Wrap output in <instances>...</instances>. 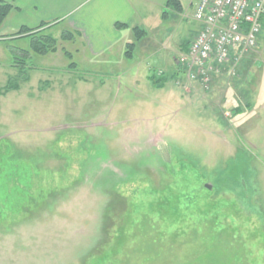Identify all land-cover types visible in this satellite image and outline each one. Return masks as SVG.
<instances>
[{"label":"rangeland","instance_id":"1","mask_svg":"<svg viewBox=\"0 0 264 264\" xmlns=\"http://www.w3.org/2000/svg\"><path fill=\"white\" fill-rule=\"evenodd\" d=\"M180 1L143 0L106 60L0 40V88L19 48L32 77L0 96V264H264V31L206 89Z\"/></svg>","mask_w":264,"mask_h":264},{"label":"crops","instance_id":"2","mask_svg":"<svg viewBox=\"0 0 264 264\" xmlns=\"http://www.w3.org/2000/svg\"><path fill=\"white\" fill-rule=\"evenodd\" d=\"M14 5L2 27L0 37L7 41L12 39L23 27L36 29L45 24L46 31L56 38H61L65 30L77 34L73 44L81 58L88 61L106 60L113 56L114 50L121 45L130 47L131 42L126 40L127 32L140 28V14L143 11L136 0H6ZM199 2V0H198ZM122 23L124 26L118 27ZM199 27L195 32L197 35ZM5 41V40H2ZM187 47L185 50H187ZM127 50L125 55L131 56ZM133 54V53H132ZM178 67L179 59L172 55ZM177 72L179 69H176ZM186 74L181 68L179 71ZM178 72V73H179ZM30 78L31 74H30Z\"/></svg>","mask_w":264,"mask_h":264},{"label":"built area","instance_id":"3","mask_svg":"<svg viewBox=\"0 0 264 264\" xmlns=\"http://www.w3.org/2000/svg\"><path fill=\"white\" fill-rule=\"evenodd\" d=\"M195 19L200 28L179 57L188 80L197 69L206 89L211 73L223 65L235 66L259 44L263 31L264 0H199Z\"/></svg>","mask_w":264,"mask_h":264},{"label":"trees","instance_id":"4","mask_svg":"<svg viewBox=\"0 0 264 264\" xmlns=\"http://www.w3.org/2000/svg\"><path fill=\"white\" fill-rule=\"evenodd\" d=\"M169 5L175 6L176 9L180 10L183 8L182 3L180 0H168L167 2ZM14 9L13 3L6 1V0H0V28L2 27L4 21L10 14V12ZM118 27L124 26L122 23L117 24ZM47 28H45V24L36 28L31 29L28 27H23L18 33L15 35H12V39L17 37H31L35 40L34 42V50L38 54H47L50 52H56L59 49V42L62 41H70L73 43L75 41V38L77 36L76 33H74L71 30H65L61 36V38L54 37L51 33H48L46 31ZM136 30H140L139 28H136ZM263 31H264V19H263ZM0 40H5L4 37H0ZM133 44L131 43L130 46ZM17 50V49H16ZM18 57H14V67L17 68L18 74L17 76H9V80L5 86L0 88V96L8 94L10 91L18 90L20 89V83L21 81H28L29 80V73H28V66L25 64V55L29 53L28 49H20L18 50ZM16 52V51H15ZM20 54V55H19ZM25 54V55H24ZM65 54L68 58L72 57V53L65 51ZM76 63H71L69 66L71 68L75 67ZM30 68V67H29ZM32 69V68H31ZM159 82H162V80H159Z\"/></svg>","mask_w":264,"mask_h":264}]
</instances>
